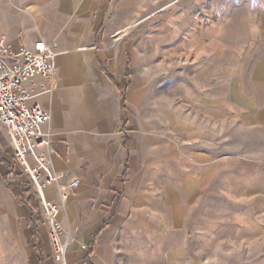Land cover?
Returning a JSON list of instances; mask_svg holds the SVG:
<instances>
[{"label": "rangeland", "instance_id": "1", "mask_svg": "<svg viewBox=\"0 0 264 264\" xmlns=\"http://www.w3.org/2000/svg\"><path fill=\"white\" fill-rule=\"evenodd\" d=\"M95 12L79 44L93 52L87 75L100 76L96 61L117 81L128 69L132 136L172 153L173 184L191 178L173 186L171 205L189 207L190 219L174 230L179 244L159 237L158 264H264V0H99ZM0 155L12 163L7 141ZM157 184L162 206L170 183ZM20 216L0 181V264H30ZM145 237L121 264H148Z\"/></svg>", "mask_w": 264, "mask_h": 264}, {"label": "crops", "instance_id": "2", "mask_svg": "<svg viewBox=\"0 0 264 264\" xmlns=\"http://www.w3.org/2000/svg\"><path fill=\"white\" fill-rule=\"evenodd\" d=\"M98 4L99 0H0V34L15 48L30 47L38 39L57 44L55 89L34 96L27 105L38 104L50 116L45 126L49 145L40 148L37 154L57 182L46 185L45 197L60 205L58 187L74 178L79 180L78 187L65 190L64 214L59 217L71 244L67 264H85L89 249L90 264H121L128 250L141 245L143 233L148 236L144 244L151 245L144 260L158 264L159 237L163 244H179L180 238L173 239L174 230L181 235L189 222V207L171 204L175 200L174 190L181 192L180 188L191 178L188 173L173 184L174 177L171 173L167 178L165 168V160L171 159L172 153L164 152L156 137L132 136L124 110L125 93L121 95L102 72V64L108 70L105 62H95L100 76L87 75L86 67L92 66L87 60L93 52L79 44L91 30L88 22L93 15L97 16ZM95 19L98 23L92 30L94 37L103 27L102 17ZM109 73L124 91L130 79L128 69L119 72L121 81ZM6 141L12 163L0 155V181L24 217L23 240L27 243L30 264H54L48 224L38 195L24 167L15 160L6 132L1 130L0 143ZM27 163L30 169L37 170L33 158L27 157ZM17 164L29 177L28 184ZM10 171L18 174L23 191L29 188L34 194L36 210L17 201L5 188L3 176ZM39 173L44 178V173ZM157 180L161 184L166 180L170 183L169 200L162 206L152 200L157 197Z\"/></svg>", "mask_w": 264, "mask_h": 264}, {"label": "built area", "instance_id": "3", "mask_svg": "<svg viewBox=\"0 0 264 264\" xmlns=\"http://www.w3.org/2000/svg\"><path fill=\"white\" fill-rule=\"evenodd\" d=\"M57 44L38 39L30 47H13L0 34V131L8 136L15 160L24 167L38 195L42 214L48 224L50 254L56 264H66L69 239L59 220L67 196L64 189L78 187L72 179L58 187L60 205L44 195L46 185L56 183L57 177L38 156V150L49 145L45 126L50 116L40 105H27L36 95L48 94L55 89ZM37 90L38 92H35ZM27 157L37 163V170L28 166ZM39 171L44 173L41 177Z\"/></svg>", "mask_w": 264, "mask_h": 264}, {"label": "trees", "instance_id": "4", "mask_svg": "<svg viewBox=\"0 0 264 264\" xmlns=\"http://www.w3.org/2000/svg\"><path fill=\"white\" fill-rule=\"evenodd\" d=\"M102 72L107 76V78L112 82L119 90L121 95H123V90H120L119 87L114 82L113 77L110 75L109 71L106 69V66L104 64L101 65ZM126 76L128 74L126 73ZM3 180L5 183V188L13 195V197L19 201L22 204L27 205L30 209L34 208V201L35 196L31 193L29 188H26L24 191L21 189V183L18 180V174H12V171H10L8 174H5L3 176ZM27 194V197H24V194ZM94 237V236H93ZM92 245L94 247V241L92 242ZM92 254V250H88L87 254L84 258L85 264H90V256Z\"/></svg>", "mask_w": 264, "mask_h": 264}, {"label": "bare ground", "instance_id": "5", "mask_svg": "<svg viewBox=\"0 0 264 264\" xmlns=\"http://www.w3.org/2000/svg\"><path fill=\"white\" fill-rule=\"evenodd\" d=\"M121 32V31H120ZM123 32L119 33L118 35L122 34Z\"/></svg>", "mask_w": 264, "mask_h": 264}]
</instances>
